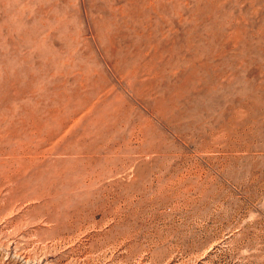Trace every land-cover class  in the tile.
<instances>
[{
  "label": "rangeland",
  "instance_id": "374dc122",
  "mask_svg": "<svg viewBox=\"0 0 264 264\" xmlns=\"http://www.w3.org/2000/svg\"><path fill=\"white\" fill-rule=\"evenodd\" d=\"M0 264H264V0H0Z\"/></svg>",
  "mask_w": 264,
  "mask_h": 264
},
{
  "label": "bare ground",
  "instance_id": "6f19581e",
  "mask_svg": "<svg viewBox=\"0 0 264 264\" xmlns=\"http://www.w3.org/2000/svg\"><path fill=\"white\" fill-rule=\"evenodd\" d=\"M165 6V5H164ZM158 8V7H157ZM53 24V23H52ZM49 35V34H48ZM40 39V38H39ZM47 41V40H46ZM31 48V47H30ZM34 52V51H33ZM18 53V52H17ZM16 57V56H15ZM19 57V56H18Z\"/></svg>",
  "mask_w": 264,
  "mask_h": 264
}]
</instances>
